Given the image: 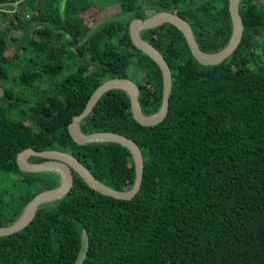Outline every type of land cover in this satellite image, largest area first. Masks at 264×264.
I'll list each match as a JSON object with an SVG mask.
<instances>
[{
  "label": "trees",
  "instance_id": "obj_1",
  "mask_svg": "<svg viewBox=\"0 0 264 264\" xmlns=\"http://www.w3.org/2000/svg\"><path fill=\"white\" fill-rule=\"evenodd\" d=\"M113 4L118 19L95 29L86 23L89 11ZM160 12L185 19L203 52L216 53L231 38L229 0H105L103 7L95 0H0V175L13 183L0 227L60 184L55 171L19 168L17 155L28 148L70 153L108 187L132 188L128 148L77 144L68 126L113 78L134 81L143 113L158 112L162 73L132 43L129 24ZM239 12L240 44L217 65L199 63L171 23L141 31L172 74L167 116L144 126L133 118L128 93L113 89L80 121L86 134L136 142L144 164L139 191L129 200L103 195L74 171L66 195L0 237V264H75L84 235L83 264H264V0H241Z\"/></svg>",
  "mask_w": 264,
  "mask_h": 264
},
{
  "label": "water",
  "instance_id": "obj_2",
  "mask_svg": "<svg viewBox=\"0 0 264 264\" xmlns=\"http://www.w3.org/2000/svg\"><path fill=\"white\" fill-rule=\"evenodd\" d=\"M241 0H229V11L232 19V35L228 44L216 53L203 52L192 31L190 24L172 12H160L154 14L146 19H134L129 24V35L132 43L146 53L159 66L163 78V99L162 105L158 112L151 115L143 113L140 103L138 101L139 87L129 78H113L103 82L90 97L83 112L74 116L71 124L68 126V131L72 139L77 144H86L91 142H116L119 143L131 152L136 177L131 189L127 191H118L108 187L101 181L97 180L92 173L74 156L70 153L61 151H36L28 148L17 155V164L22 171L26 172H43L55 171L60 177V184L52 189L45 190L37 194L26 206L20 217L10 226L0 227V237L7 236L20 231L25 228L34 218L38 207L46 202L60 199L66 195L73 185V172H77L85 182L97 192L111 196L117 199L129 200L135 196L139 191L143 178V156L139 146L132 139L113 132H95L91 134L84 133L80 128V121L86 117L98 102L100 97L113 89H121L130 96V107L133 118L144 126H153L159 124L168 113L169 96L172 87V74L168 64L158 49H156L148 41L141 37V31L158 27L165 23L175 25L185 36L189 49L197 61L204 65H217L227 59L238 47L241 41L243 32V21L239 12V3ZM29 156L42 157L43 162L35 163L28 160ZM88 251L87 236H83L82 249L78 255L75 264H83Z\"/></svg>",
  "mask_w": 264,
  "mask_h": 264
},
{
  "label": "rangeland",
  "instance_id": "obj_3",
  "mask_svg": "<svg viewBox=\"0 0 264 264\" xmlns=\"http://www.w3.org/2000/svg\"><path fill=\"white\" fill-rule=\"evenodd\" d=\"M99 7H103L105 4V0H95ZM109 7V6H108ZM96 11L91 10L85 15V20L88 25L93 26L92 28H97L102 22L110 21L113 19H118V7L116 4H113L112 7ZM94 9H97L96 7ZM123 18H126L124 16ZM6 25V24H3ZM14 36L20 35V32L14 31L12 33ZM12 50H9L7 54H11ZM1 93V91H0ZM11 180L6 175H0V210L2 209L5 212L6 204L9 202V198L11 197V192L13 191Z\"/></svg>",
  "mask_w": 264,
  "mask_h": 264
},
{
  "label": "crops",
  "instance_id": "obj_4",
  "mask_svg": "<svg viewBox=\"0 0 264 264\" xmlns=\"http://www.w3.org/2000/svg\"><path fill=\"white\" fill-rule=\"evenodd\" d=\"M110 7H112V6H109L108 8H110ZM30 157V156H29ZM29 157H28V160H29Z\"/></svg>",
  "mask_w": 264,
  "mask_h": 264
}]
</instances>
